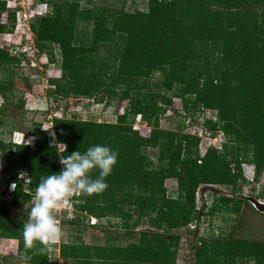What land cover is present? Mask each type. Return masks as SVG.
Instances as JSON below:
<instances>
[{
	"label": "trees",
	"instance_id": "obj_1",
	"mask_svg": "<svg viewBox=\"0 0 264 264\" xmlns=\"http://www.w3.org/2000/svg\"><path fill=\"white\" fill-rule=\"evenodd\" d=\"M37 1L51 9L48 18L30 25L37 50L54 63L56 46L60 57V76L48 80L47 95L55 102L100 95L107 101L127 100V105L114 123L80 120L75 114L53 117L56 145L40 129L33 144L0 138V174L19 167L28 177V183L12 179L15 175L10 179L13 201L30 202L41 176L60 170L57 144L66 146L65 154L106 145L118 153L106 178L108 187L96 195L78 196L74 210L83 215L62 221L79 224L90 216L109 223L115 218L130 229L147 217L150 228L138 232L139 243L131 248L152 249L157 241L161 251L170 253L177 238L169 232L202 214L195 211L200 183L234 187L244 181L242 163L253 166L254 180L263 171L264 0H146L145 11H124L113 0L102 7H81V0ZM6 9L0 1V12ZM12 28L0 24V32ZM19 61L0 49V70L8 73L0 79V97L6 101L13 98L9 67ZM166 93L181 99L185 111L188 106L215 111L217 120L207 124L213 133L222 132L229 146L224 143L222 151L208 147L200 157L197 137L160 128L159 117L169 103ZM136 116L150 127L147 137L132 129ZM147 148L157 149L156 161L146 155ZM233 161L237 166L232 172ZM91 174L95 178L98 170ZM167 178L177 182L175 196L167 193ZM237 192L235 201L251 203V197ZM26 219L8 220L1 204L0 238L16 239L17 253L26 263L45 264L47 251L39 252V243L24 248ZM215 246L205 262L198 248L197 264H220L221 255L230 257L228 242Z\"/></svg>",
	"mask_w": 264,
	"mask_h": 264
},
{
	"label": "rangeland",
	"instance_id": "obj_2",
	"mask_svg": "<svg viewBox=\"0 0 264 264\" xmlns=\"http://www.w3.org/2000/svg\"><path fill=\"white\" fill-rule=\"evenodd\" d=\"M4 1L6 9L0 12V24L13 27L9 31L0 32V49L7 51L11 56L19 57V63L10 68L11 83L13 86V98L4 100L0 97V138L5 142L33 144L36 141L38 130L45 131L46 138L51 145H56L51 128V119H69L75 114L77 119L88 121L93 119L97 122L114 123L116 116L124 112L127 100L113 99L107 101L100 95L91 97H69L66 100L59 99L55 102L47 95L50 88L48 80L60 76L59 50L53 47L54 63L48 62L45 52L37 50V39L30 30V25L39 18H48L50 7L48 4L37 0H0ZM112 0H81V7L103 6L110 4ZM117 7L124 11L139 9L146 10V0H113ZM88 2V3H87ZM7 8V7H6ZM12 15L14 17H12ZM14 18L11 22L10 18ZM8 73L0 70V79L7 77ZM169 103L164 106V112L159 117V126L162 129L179 131L199 139L198 149L200 157L208 147L222 151L226 143L225 136L218 131L213 133L207 121H216L215 111L194 108L188 106V111L183 108L182 100L173 93H166ZM55 105L57 110H55ZM132 129L137 135L147 137L150 132L148 127L139 116L131 123ZM227 144V143H226ZM229 146V144H227ZM62 150L63 145L57 144ZM230 150V149H229ZM146 155L151 161H156L157 149H145ZM232 158V156H231ZM230 158V159H231ZM236 164H230V170L236 169ZM244 181H238L236 186H227L218 183H200L195 192V211L202 214L196 215L193 221L186 226L172 230L169 233L177 238L172 240L170 256L174 264H197V249L201 250L200 260L205 262L212 255L213 244L228 242L230 257L221 255L220 264H264V215L257 212L251 203L235 201L238 190L240 195L249 196L264 202V168L257 180H254V169L249 164L240 165ZM11 172L0 174V205L4 204L7 211V219H24L33 204H22L21 200L13 201V182L10 179L22 178L28 183L27 175L19 167L12 168ZM22 174V175H21ZM167 193L174 195L177 182L173 178L164 180ZM28 191V190H27ZM78 196H73L75 201ZM225 199L226 201H221ZM56 210L55 215L59 226H70L69 231H77L80 225L89 224L84 220L76 223H64L62 218H73L75 215H83L72 212V205ZM72 208V209H71ZM66 211V212H64ZM75 211V210H74ZM84 217V216H82ZM93 218V217H92ZM135 215L128 222L132 223ZM148 218H140L136 228L149 229ZM107 220L96 219V224H104ZM110 225L123 226L122 221L111 218ZM76 226V227H72ZM114 227V232L122 233ZM237 243H246L244 245ZM211 259V258H209Z\"/></svg>",
	"mask_w": 264,
	"mask_h": 264
},
{
	"label": "clouds",
	"instance_id": "obj_3",
	"mask_svg": "<svg viewBox=\"0 0 264 264\" xmlns=\"http://www.w3.org/2000/svg\"><path fill=\"white\" fill-rule=\"evenodd\" d=\"M6 7L12 9L8 2ZM60 144L63 145L58 156L61 168L58 172L41 176L35 188L33 204L23 223L25 249H32L39 243V252L50 251L51 244L62 235L55 215L56 210L75 202L71 200L73 196L102 193L108 187L106 178L117 163L118 153L106 145L95 144L83 152L78 150L65 154L66 146ZM93 170H98L95 178L91 174ZM86 219L87 217L85 222Z\"/></svg>",
	"mask_w": 264,
	"mask_h": 264
},
{
	"label": "crops",
	"instance_id": "obj_4",
	"mask_svg": "<svg viewBox=\"0 0 264 264\" xmlns=\"http://www.w3.org/2000/svg\"><path fill=\"white\" fill-rule=\"evenodd\" d=\"M104 224L80 225L76 232L69 231L68 225L59 226L62 235L51 244L45 264H174L170 253L161 251L157 241L151 244L152 249L131 248L139 243L138 232L146 229H126L125 226L110 225L108 220ZM114 227L122 233L114 232ZM17 252L16 239L0 238V264H31Z\"/></svg>",
	"mask_w": 264,
	"mask_h": 264
},
{
	"label": "water",
	"instance_id": "obj_5",
	"mask_svg": "<svg viewBox=\"0 0 264 264\" xmlns=\"http://www.w3.org/2000/svg\"><path fill=\"white\" fill-rule=\"evenodd\" d=\"M250 202L257 212L264 215V202H261L258 199H250Z\"/></svg>",
	"mask_w": 264,
	"mask_h": 264
},
{
	"label": "built area",
	"instance_id": "obj_6",
	"mask_svg": "<svg viewBox=\"0 0 264 264\" xmlns=\"http://www.w3.org/2000/svg\"><path fill=\"white\" fill-rule=\"evenodd\" d=\"M73 208V209H72ZM72 212L73 213H76V211H74V203H73V205H72ZM64 212H66V211H64ZM77 217V215H75V217H73V218H67V219H69V220H73V219H75ZM86 222L87 223H89V225H93V224H96V219L95 218H92V217H87V219H86Z\"/></svg>",
	"mask_w": 264,
	"mask_h": 264
}]
</instances>
